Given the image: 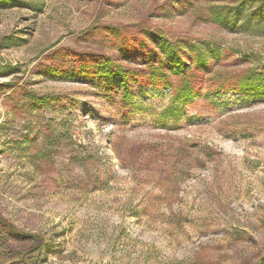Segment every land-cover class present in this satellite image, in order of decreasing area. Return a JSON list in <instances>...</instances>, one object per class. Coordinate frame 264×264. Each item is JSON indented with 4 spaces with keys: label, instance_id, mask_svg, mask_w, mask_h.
Returning a JSON list of instances; mask_svg holds the SVG:
<instances>
[{
    "label": "rangeland",
    "instance_id": "374dc122",
    "mask_svg": "<svg viewBox=\"0 0 264 264\" xmlns=\"http://www.w3.org/2000/svg\"><path fill=\"white\" fill-rule=\"evenodd\" d=\"M15 1H0V264H264V96L230 89L264 71V6L225 28L213 8L240 0ZM156 34L192 67L190 46L221 49L179 122L159 117L174 87L131 83L137 112L118 82L71 75L164 61Z\"/></svg>",
    "mask_w": 264,
    "mask_h": 264
},
{
    "label": "trees",
    "instance_id": "16d2710c",
    "mask_svg": "<svg viewBox=\"0 0 264 264\" xmlns=\"http://www.w3.org/2000/svg\"><path fill=\"white\" fill-rule=\"evenodd\" d=\"M2 6H14L15 0H0ZM260 4L264 6V0H240L237 5L233 7H214L211 13L212 22L218 23L225 28H232L236 26L238 21L243 18L246 6L251 4ZM258 13L251 12L249 19L257 17ZM159 41L161 47L159 55H162L164 61H158L150 57L146 61L145 69L127 68L123 65L115 63L112 60H100L98 62L86 65L81 64L78 68L75 67L71 72L72 77L100 78L107 82H118V86L123 87L122 101L125 106L143 112L146 106L142 103L135 102L131 93V83L144 84L155 86H171L174 87V94L170 104L163 109L159 117L165 120H174L179 122L183 115V107L187 106L195 100L202 91L201 82L203 77L197 75L198 72H203L208 69L210 57L219 58L221 49L219 47H212L210 44H202L190 46L193 50V67L184 61V55L176 43L170 42L164 35H158L153 38ZM162 50V52H161ZM211 55V56H210ZM177 77V85H173V78ZM111 84V83H110ZM108 84V87L110 86ZM232 91H239L244 93L255 92L264 96V71L258 69H250L244 74L235 77L234 85L230 87ZM42 100V101H41ZM37 103L49 102L46 97Z\"/></svg>",
    "mask_w": 264,
    "mask_h": 264
}]
</instances>
